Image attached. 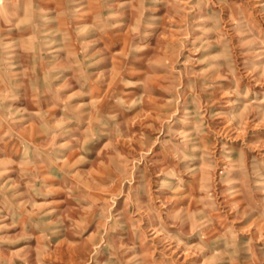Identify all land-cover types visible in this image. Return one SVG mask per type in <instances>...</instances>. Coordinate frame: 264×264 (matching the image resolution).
<instances>
[{"label":"rangeland","instance_id":"1","mask_svg":"<svg viewBox=\"0 0 264 264\" xmlns=\"http://www.w3.org/2000/svg\"><path fill=\"white\" fill-rule=\"evenodd\" d=\"M0 264H264V0H0Z\"/></svg>","mask_w":264,"mask_h":264}]
</instances>
